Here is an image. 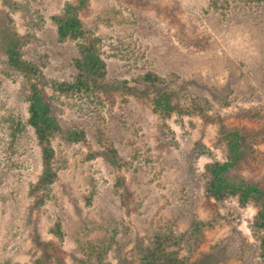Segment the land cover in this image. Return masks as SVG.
I'll list each match as a JSON object with an SVG mask.
<instances>
[{"label":"rangeland","instance_id":"obj_1","mask_svg":"<svg viewBox=\"0 0 264 264\" xmlns=\"http://www.w3.org/2000/svg\"><path fill=\"white\" fill-rule=\"evenodd\" d=\"M68 2L79 5V0H0L1 114L22 106L20 79L3 63L6 35L19 33L24 57L47 77L64 80L77 73L76 42L58 39L54 20ZM208 4L86 0L78 8L84 24L102 38L107 80L115 87L86 111H75L79 103L59 105L60 120L84 128L86 136L79 142L56 140L59 176L52 199L41 208L32 206L29 195L42 170L40 147L31 134L15 146L0 128V264L34 263L41 254L38 235L60 249L50 251L46 264H87L79 261L77 232L99 242L110 238L113 227L118 231L107 254L111 264H130L139 255V240L149 241L174 221L177 233L186 232L193 219L208 224L193 236L197 247L190 263L264 264L250 227L257 207H239L236 199L218 203L204 194L206 164L228 155L222 125L264 130V22L254 15L240 22L231 10L228 21L218 19L206 13ZM149 71L163 78L186 112L163 119L150 100L123 86L143 87ZM199 101L203 108L195 110ZM255 140L254 154L234 173L264 187V137ZM59 218L66 231L62 241L49 232ZM184 247L180 256L188 252V244Z\"/></svg>","mask_w":264,"mask_h":264},{"label":"trees","instance_id":"obj_2","mask_svg":"<svg viewBox=\"0 0 264 264\" xmlns=\"http://www.w3.org/2000/svg\"><path fill=\"white\" fill-rule=\"evenodd\" d=\"M85 1L79 0V5L68 2L64 11L54 16L58 39L75 41L80 55L76 59L77 73L71 79L47 77L38 63L25 58L19 33L15 32L14 35L2 38L3 63L20 79L22 93L17 96L21 99L22 106L18 112L9 109L7 113H0V128L5 134H10L12 144L15 146L31 134L32 139L34 138L40 147L42 170L38 180L29 188L32 206L35 208L45 206L54 194L53 185L60 170L58 147L55 144L58 137L69 142H79L86 136L84 128L67 127L60 120L59 105L65 103L74 106L79 103L78 107H74L75 111L79 109L86 111L102 104V95L115 87V84L107 80V62L103 57L102 38L95 35L79 17L78 8ZM229 10L235 12L233 15L238 16L240 22H250L253 15L255 19L264 22V0H209L206 13L216 14L218 19L222 16L228 21ZM144 81L143 87L130 85L128 82L123 86L150 100L163 119L186 112L184 105L174 100L176 98L174 91L167 84V87L163 85L164 80L157 73L147 72L144 74ZM198 107L203 108L201 101L194 107L195 110ZM61 109L65 112L63 106ZM221 134V142L227 146L228 155L225 160L214 159L206 164L204 194L218 203L236 199L239 207H257L250 227L258 242L259 258L264 262V187L234 173L238 164L254 154L253 147L255 141L257 142L255 138L264 137V130L251 133L222 125ZM205 148V145H199L201 153L206 152ZM119 187L117 190H120V197L126 202V194L122 187L120 189ZM89 198L90 200L93 198V192ZM175 222L169 224L165 230H158L149 241L139 240V255L130 264H193L189 262L191 259L189 253L197 247L193 236L196 233L198 236L208 222L193 219L189 229L183 233L176 232ZM117 231L118 228L113 227L110 238L99 242L90 238V235L87 236L84 230L78 231L77 244L82 251L79 261H85L87 264H111L112 261L107 254L112 248L111 239L115 237ZM49 232L61 241L64 240L66 231L63 220L59 218L55 221ZM184 244H188V252L180 256V250L186 249ZM35 245L41 250V254L34 263L25 264H46L52 260L51 250L60 251L54 243L42 241L40 235L35 239ZM217 246V243L213 245ZM62 258L58 255V259ZM213 260L215 261V258Z\"/></svg>","mask_w":264,"mask_h":264}]
</instances>
